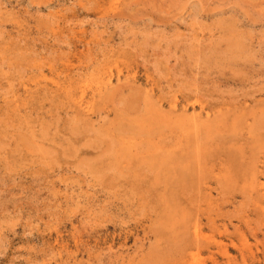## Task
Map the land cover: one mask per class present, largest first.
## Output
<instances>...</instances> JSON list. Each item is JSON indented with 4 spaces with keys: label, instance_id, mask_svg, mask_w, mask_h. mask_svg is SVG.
Returning <instances> with one entry per match:
<instances>
[{
    "label": "rangeland",
    "instance_id": "obj_1",
    "mask_svg": "<svg viewBox=\"0 0 264 264\" xmlns=\"http://www.w3.org/2000/svg\"><path fill=\"white\" fill-rule=\"evenodd\" d=\"M0 127V264H264V0H0Z\"/></svg>",
    "mask_w": 264,
    "mask_h": 264
},
{
    "label": "bare ground",
    "instance_id": "obj_2",
    "mask_svg": "<svg viewBox=\"0 0 264 264\" xmlns=\"http://www.w3.org/2000/svg\"><path fill=\"white\" fill-rule=\"evenodd\" d=\"M236 21H237V20H236ZM246 49H247V48H246ZM105 73H106V72H105ZM110 73H111V70H110ZM132 78H133V77H132ZM185 78H186V77H185ZM116 80H117V79H116ZM120 80H121V79H120ZM185 80H186V79H185ZM118 81H119V80H118ZM186 81H187V80H186ZM109 82H110V81H109ZM112 83H113V82H112ZM112 83H111V84H112ZM186 83H187V82H186ZM150 86H151V85H150ZM85 87H86V86H85ZM108 87H110V86H108ZM82 89H83V88H82ZM84 89H85V88H84ZM84 89H83V90H84ZM141 89H142V88H141ZM152 90H153V89H152ZM144 94H145V93H144ZM149 94H150V91H149ZM149 94H148V95H149ZM148 95L146 96V98L148 97ZM132 96H133V95H132ZM83 97H84V96H83ZM148 98H149V97H148ZM75 99H76V98H75ZM147 100H148V99H147ZM76 101H77V100H76ZM153 102H154V101H153ZM174 102H175V101H174ZM155 103H156V102H155ZM147 104H148V103H147ZM149 108H150V107H149ZM184 108H185V107H184ZM179 109H180V108H179ZM182 109H183V108H182ZM167 110H168V109H167ZM173 110H174V109H173ZM176 110H177V109H176ZM47 111H48V110H47ZM171 111H172V110H171ZM174 111H175V110H174ZM174 111H173V112H174ZM187 111H188V110H187ZM193 111H194V110H193ZM63 112H64V111H63ZM176 112H177V111H176ZM213 112H214V111H213ZM229 112H230V110H229ZM81 113H82V112H81ZM178 113H179V112H178ZM178 113H176L177 116H178ZM195 113H196V111H195ZM197 113H198V112H197ZM50 114H51V113H50ZM71 114H72V113H71ZM74 114H75V113H74ZM82 114H83V113H82ZM179 114H182V117H183V115H184V113H183L182 111H181V113H179ZM185 114H186V113H185ZM187 114H188V113H187ZM187 114H186V115H187ZM192 114H193V113H192ZM198 114H199V113H198ZM202 114H204V113H202ZM188 115H189V114H188ZM76 116H77V114H76ZM76 116H75V117H76ZM83 116H84V115H83ZM83 116L81 117V121L84 120ZM86 116H89V115L86 114ZM147 116H148V115H147ZM191 116H192V115H191ZM191 116H189V118H191ZM199 116H200V115H199ZM203 116H204V115H203ZM203 116H201V117H203ZM182 117H181V118H182ZM186 117H187V116H185V118H186ZM196 117H197V116H196ZM196 117H195V119H196ZM220 117H221V116H220ZM79 118H80V117H79ZM82 118H83V119H82ZM86 118H87V117H86ZM142 118H143V117H142ZM199 118H200V117H199ZM211 118H212V117H211ZM211 118H210V120H211ZM218 118H219V117H218ZM89 119H90V117H89ZM212 119H213V118H212ZM90 120H91V119H90ZM185 120H186V119H185ZM189 120H190V119H189ZM203 120H204V119H203ZM213 120H214V119H213ZM213 120H212V121H213ZM79 121H80V119L77 121L78 124H79ZM91 121H92V120H91ZM181 121H182V120H181ZM187 121H188V120H187ZM187 121H186V122H187ZM208 121H209V120H208ZM77 122H75V124H76ZM139 122H140V121H139ZM188 122H189V121H188ZM193 122H194V121H193ZM200 122H201V121H200ZM72 123H73V122H72ZM81 123H82V122H81ZM81 123H80V125H81ZM176 123L179 124V122H176ZM180 123H181V122H180ZM191 123H192V120H191ZM191 123H190V124H191ZM205 123H206V122H205ZM207 123H208V122H207ZM209 123H211V122H209ZM82 124H83V123H82ZM85 124H86V127H87V123H85ZM91 124H92V123H91ZM195 124H196V123H195ZM211 124H212V123H211ZM71 125H72V124H71ZM73 125H74V124H73ZM73 125H72V126H73ZM174 125H175V124H174ZM198 125H199V124H198ZM55 126H56V125H55ZM89 126H91V125H88L87 130H88V128H91V127H89ZM203 126H204V125H203ZM81 127H82V126H81ZM81 127H80V128H81ZM0 128H1V127H0ZM34 128H35V127H34ZM44 128H45V127H44ZM44 128H43V129H44ZM54 128H56V127H54ZM61 128H62V127H61ZM73 128H74V127H73ZM73 128H72V131H73V133H74V129H73ZM76 128H77V127H76ZM92 128H93V127H92ZM92 128H91V129H92ZM171 128H172V127H171ZM190 128H191V127H190ZM203 128H204V127H203ZM205 128H206V127H205ZM205 128H204V130H205ZM210 128H211V127H210ZM41 129H42V128H41ZM45 129H46V128H45ZM69 129H70V128H69ZM77 129H78V128H77ZM99 129H100V128H99ZM195 129H196V128H195ZM195 129H194V130H195ZM33 130H34V129H33ZM70 130H71V129H70ZM70 130H69V132H70ZM78 130H79V129H78ZM83 130H84V129H83ZM83 130H82V131H83ZM93 130H95V128H94ZM93 130H92V131H93ZM182 130H183V129H182ZM186 130H187V129H186ZM196 130H197V129H196ZM198 130H199V129H198ZM207 130H208V129H207ZM80 131H81V130H80ZM85 131H86V129H85ZM85 131H84V133H85ZM100 131H101V130H100ZM187 131H188V130H187ZM201 131H202V130H201ZM69 132H68V133H69ZM76 132H77V131H76ZM86 132H87V131H86ZM96 132H97L98 134H100L99 131L96 130ZM207 132H209V131H207ZM211 132H212V131H211ZM68 133H67V134H68ZM73 133H72V134H73ZM89 133H90V132H89ZM101 133H103V130H102ZM173 133H174V132H173ZM186 133H187V132H186ZM188 133H190V131H189ZM197 133H198V131H197ZM59 134H60V133H59ZM67 134H66V135H67ZM69 134H70V133H69ZM69 134H68V135H69ZM76 134H77V133H76ZM76 134H75V135H76ZM79 134H81V132H80ZM108 134H109V133H108ZM202 134H203V133H202ZM212 134H213V133H212ZM214 134H215V132H214ZM89 135H90V134H89ZM89 135H88V138L90 137ZM91 135H92V134H91ZM104 135H105V134H104ZM190 135H191V134H190ZM215 135H216V134H215ZM72 136H73V135H72ZM94 136H95V135H94ZM199 136H200V135H199ZM16 137H17V136H16ZM76 137H77V136H76ZM106 137H107V136H106ZM41 138H42V137H41ZM61 138H62V137H61ZM96 138H97V137H96ZM96 138H95V139H96ZM99 138H100V137H99ZM99 138H97V139H99ZM102 138H103V137H102ZM199 138H200V137H199ZM58 139H59V138H58ZM62 139H63V138H62ZM67 139H68V138H67ZM92 139H94V138H92ZM113 139H114V138H113ZM113 139H111V140H113ZM42 140H43V139H42ZM70 140H71V139H70ZM82 140H83V139H82ZM104 140H105V138H104ZM115 140H116V139H115ZM115 140H113V141H115ZM194 140H195V139H194ZM2 141H3V140H2ZM61 141L63 142V140H61ZM61 141H60V142H61ZM83 141H84V140H83ZM96 141H97V140H96ZM72 142H73V141H72ZM74 142H75V141H74ZM80 142H81V141H80ZM76 143H78V142H76ZM93 143H94V142H93ZM96 143H97V142H96ZM104 143H106V145H107V143H109V142H106V141H105ZM112 143H114V142H112ZM112 143H110V145H111ZM116 143H117V142H116ZM121 143H122V142H121ZM192 143H193V142H192ZM192 143H190V145H192ZM37 144H38V143H37ZM63 144H64V143H63ZM101 144H102V143H101ZM114 144H115V143H114ZM114 144H113V145H114ZM150 144H151V143H150ZM195 144H196V142H195ZM64 145H66V144H64ZM71 145H72V144H71ZM74 145H75V144H74ZM99 145H100V144H99ZM106 145H104V146H106ZM113 145H111V147H112ZM196 145H197V144H196ZM72 146H73V145H72ZM94 146H95V145H93V147H94ZM104 146H103V147H104ZM107 146H108V145H107ZM115 146H116V145H115ZM37 147H38V146H37ZM41 147H42V146H41ZM61 147H62V146H61ZM85 147H86V146H85ZM103 147H101V148H103ZM181 147H182V146H181ZM189 147H190V146H189ZM42 148H43V147H42ZM72 148H73V147H72ZM81 148H82V147H81ZM83 148H84V147H83ZM96 148H97V147H96ZM117 148H118V146H117ZM170 148H171V147H170ZM186 148H187V147H186ZM30 149H31V148H30ZM76 149H77V148H76ZM76 149H75V150H76ZM90 149H91V148H90ZM97 149H98V148H97ZM97 149H96V151H97ZM106 149H107V148H106ZM108 149H109V147H108ZM115 149H116V147H115ZM115 149H114V150H115ZM6 150H7V149H6ZM85 150H86V149H85ZM111 150H112V149H111ZM111 150H110V151H111ZM176 150H177V149H176ZM87 151H88V150H87ZM91 151H92V150H91ZM118 151H119V150H117V152H118ZM122 151H123V150H122ZM74 152H75V151H74ZM97 152H98V151H97ZM111 152H112V151H111ZM111 152H110V153H111ZM130 153H131V152H130ZM103 154H105V153H103ZM117 154H118V153H117ZM117 154H116V155H117ZM101 155H102V152H101ZM98 156H100V155H98ZM169 156H170V155H169ZM178 156H179V155H178ZM178 156H177V157H178ZM182 156H183V155H182ZM184 156H187V155L185 154ZM85 157H86V155H85ZM88 157H89V156H87L86 158H88ZM103 157H104V156H103ZM164 157H165V156H164ZM108 158H109V157H108ZM111 158H112V157H111ZM162 158H163V157H162ZM162 158H161V159H162ZM187 158H188V157H187ZM80 159H81V158H80ZM91 159H92V158H91ZM100 159H101V157H100ZM164 159H165V158H164ZM70 160H71V159H70ZM102 160H103V159H102ZM151 160H152V159H151ZM173 160H174V159H173ZM86 161H87V160H86ZM106 161H108V160H106ZM163 161H164V160H163ZM165 161H166V160H165ZM177 161H178V160H177ZM157 162H158V161H157ZM160 162H161V161H160ZM78 163L80 164L81 161L78 162ZM87 163H88V162H87ZM93 163H95V162H93ZM158 163H159V162H158ZM171 163H172V162H171ZM179 163H180V162H179ZM184 163H185V162H184ZM98 164H99V163H98ZM100 164H101V163H100ZM149 165H150V164H149ZM165 165H166V164H165ZM185 165H186V164H185ZM90 166H91V165H90ZM95 166H96V165H95ZM99 166H100V165H99ZM171 166H172V165H171ZM82 167H83V166H82ZM109 168H110V167H109ZM157 168H158V166H157ZM96 169H97V167H96ZM103 169H105V168H103ZM175 169H176V168H175ZM106 170H107V169H106ZM187 170H188V168H187ZM170 171H171V170H170ZM186 173H188V172H185V174H186ZM183 174H184V173H183ZM198 234H199V233H198ZM198 236H199V235H198ZM191 238H192V237H191ZM197 241H198V240H197ZM229 262H230V261H229ZM215 263H216V261H215ZM220 264H221V263H220Z\"/></svg>",
    "mask_w": 264,
    "mask_h": 264
}]
</instances>
